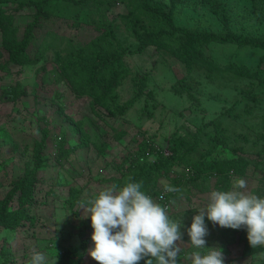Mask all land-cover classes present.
Returning a JSON list of instances; mask_svg holds the SVG:
<instances>
[{
	"label": "rangeland",
	"instance_id": "1",
	"mask_svg": "<svg viewBox=\"0 0 264 264\" xmlns=\"http://www.w3.org/2000/svg\"><path fill=\"white\" fill-rule=\"evenodd\" d=\"M27 1L0 0V18L6 16L4 22L0 19V24H3L0 27V203L11 190L12 184L23 176L26 165L32 162L33 146L40 140L41 130H49L50 138L44 154L46 165L39 170L41 184L37 186V205L30 211L24 227L17 230L0 228V263L6 260L7 264H29L35 251L45 256V264H56L65 250L76 249L81 256H76L72 264H98L88 255L93 245L90 239L93 229H86L85 235L81 234L85 225L83 221L90 219L86 208L81 206H86L93 194L111 186L112 178L120 177L116 166L134 154L138 142L143 138L151 140L157 150L160 147L164 155L166 151L169 152L172 134L176 137L194 135L197 127L202 125L206 126L200 132L202 138L204 133L213 132L209 122L217 118L222 120V132L229 141L226 147H218L215 154L228 157L232 149L237 147L249 153V158L257 163L259 170L256 171L253 164L250 165L242 177L247 182L243 191L264 195L258 193V188L263 187L261 182H264V155L260 158L256 156L262 148L259 142L264 119L263 91L252 87L250 93L261 94V100L251 102L243 94L245 89L242 85L238 89L231 86V92L218 90L216 84L219 80L216 77L206 79L203 73L195 71L190 75L200 84L192 93L196 101L191 105L186 99L169 91L175 81L183 77L184 66L169 55L148 48L143 54L126 56L129 75L126 74L118 89V104L134 96L132 78L139 73H148L146 89L153 94L149 102L157 106L151 108L152 116L148 117L142 111L145 95L127 112L124 119L110 118L105 112L97 115L90 105V98L78 96L65 75L57 71L56 61L57 55L62 58L67 53L65 50L69 41L78 46L86 44L84 49L90 50L88 46L97 37L101 39L102 35L91 26L76 28L70 24L77 15L85 17L87 10L62 1L52 5L59 17L41 26L36 34L35 48L41 49L40 58L30 63V69L5 64L7 54L4 39L21 36L36 12L35 8L26 6L16 9ZM227 4L237 33L254 35L264 30V8L261 4L252 5L251 0H228ZM203 10L201 6L197 9L184 8L177 18V24L189 27L195 25L196 20L202 18ZM125 11L124 4L118 3L113 13L124 14ZM208 18L210 29L220 32L216 18L209 13ZM46 31L49 32L45 35ZM115 34L123 48L135 47L131 32L120 19L115 25ZM168 41L175 46L180 42ZM206 53L220 66L233 62L253 68L260 55L256 49L220 44H211ZM178 109L184 117L178 115ZM76 122H80V134L71 131V126ZM61 133L66 136L65 149L77 146L79 136L88 140V148L77 149L68 159L62 158L56 162L57 141ZM120 133L123 136L119 139ZM100 147L102 149H98ZM178 171L186 178L191 176V170L187 167H180ZM216 179L209 177L199 189L184 185L167 211L168 215H173L175 222L182 224L183 243L180 244L178 264H191L187 257L194 249L185 231L192 219L189 214L194 216L206 206L209 194L217 190ZM236 180L237 177L232 175L228 190L232 189ZM164 185H167V181L163 180L160 186ZM74 188L82 190L81 197L77 206L69 209L66 201L70 197V189ZM153 200L156 202V199ZM12 206H16V202ZM206 223L209 233L205 237V246L221 248L224 264H264V252L250 257L243 255L244 242L240 236H247L244 227L238 230L228 228L223 234V227Z\"/></svg>",
	"mask_w": 264,
	"mask_h": 264
},
{
	"label": "trees",
	"instance_id": "2",
	"mask_svg": "<svg viewBox=\"0 0 264 264\" xmlns=\"http://www.w3.org/2000/svg\"><path fill=\"white\" fill-rule=\"evenodd\" d=\"M60 1L71 3L80 7L81 10H87L85 17L77 15L71 21L72 26L78 28L88 25L102 35L101 39L97 37L95 42L88 46L90 50L84 49L86 44L78 46L69 41L64 57L56 56L57 71L65 75L67 82L72 85L78 96L90 98V105L97 115H103L105 112L110 118L124 119L127 112L145 95L142 111L148 117L152 116L153 109L151 108L155 106L149 101H152L153 94L146 89L145 84L148 73H139L132 78L134 96L123 104H118V89L124 82L126 74L129 73L125 63L126 56L143 54L148 48H155L162 55L167 54L184 66L183 77L177 79L169 91L181 99H186L191 105H194L196 101L192 93L198 89L200 84L190 75L195 71L203 73L206 79L216 77L219 80L216 84L218 90L231 92L233 87L238 89L242 85L245 89L243 94L248 101L256 103L261 100V94L250 93V89L255 87L259 92H264V30L254 35L246 32L237 33L234 29L233 17L229 12L228 0H28L24 4H19L16 9L20 10L26 6L35 8L36 12L21 36L4 39V49L7 54L5 64L30 69V63L40 58L41 49L35 48L36 34L39 29L41 30V26L51 23L54 17H59L55 14L52 5ZM251 2L252 5L261 4L264 8V0H251ZM118 3L124 4L126 9L124 14L113 13ZM199 6L204 10L202 18L197 19L195 25L189 27L177 24V18L184 8L197 9ZM208 13L218 21L220 32L217 33L210 29ZM5 17L1 16V22H4ZM119 19L131 32L135 42L134 48H123L117 40L115 25ZM2 26L3 24H0L1 28ZM48 32L46 31L45 35ZM168 40L172 42L180 40V42L175 46ZM211 44L256 49L260 52L258 62L254 68L233 62L220 66L206 53V49ZM177 113L180 117H184L180 109ZM79 123H73L71 126V131L75 134L81 132ZM221 124L222 120L219 121L218 118L211 120L209 125L213 127V132L204 133L202 136L204 139L201 138L200 132L206 126L202 125L197 127L194 135L176 137L172 134L168 156L162 154L160 147L157 150L151 140L143 138L138 142L134 154L116 166L120 177L112 178V184L123 185L129 178L142 182V190L153 199H156L166 189L168 191L166 203L170 205L184 185L188 188L199 189L205 185L209 177L217 178V190H228L232 175L237 179L242 178L250 165L253 164L256 171L259 170V166L249 158V153H245L239 147L233 148L232 154L228 157L215 154L218 147H226L229 141V138L222 132L224 129ZM260 135L262 136L259 144L262 148L256 153L258 158L264 155V119ZM122 136L123 133H120L118 138ZM49 138L50 131L46 128L42 129L40 140L33 146L32 162L26 165L23 176L12 184L11 190L1 201L0 228L17 230L24 227L29 219L30 211L37 205V186L41 184L39 170L46 165L44 154ZM79 141L77 146L65 149L66 136L65 133H61L57 141L58 156L55 161L60 162L62 158L68 159V156L77 149L88 148V140L79 136ZM180 167L189 168L191 176L189 178L183 176L178 171ZM163 180L167 181V185L162 187L160 182ZM261 184L263 187L258 188V193L264 194V182ZM169 187L178 191H169ZM81 192V189H70V197L66 201L69 209L77 206ZM14 202L16 206H12ZM168 216L173 220V215ZM192 216V213L189 214V217L192 218ZM83 222L85 225L81 234L85 235L86 229L92 228L91 220ZM227 230L228 228H224L222 233L224 234ZM240 237L244 242L243 255L245 257L264 252V246L252 247L247 236ZM76 256L78 258L81 256L78 250L67 249L60 254L56 264H72ZM7 262L3 260L0 264H7ZM139 264H144V261L141 260Z\"/></svg>",
	"mask_w": 264,
	"mask_h": 264
},
{
	"label": "clouds",
	"instance_id": "3",
	"mask_svg": "<svg viewBox=\"0 0 264 264\" xmlns=\"http://www.w3.org/2000/svg\"><path fill=\"white\" fill-rule=\"evenodd\" d=\"M142 182L129 178L93 194L86 206L90 216L92 247L88 255L98 264H178L183 243L182 224L142 190ZM247 182L238 178L230 190H214L209 202L185 229L194 249L191 264H224L221 248L206 247L207 222L234 230L244 227L252 247L264 246V195L248 194ZM169 191H178L168 188ZM180 243H177V242ZM29 264H45L33 252Z\"/></svg>",
	"mask_w": 264,
	"mask_h": 264
},
{
	"label": "built area",
	"instance_id": "4",
	"mask_svg": "<svg viewBox=\"0 0 264 264\" xmlns=\"http://www.w3.org/2000/svg\"><path fill=\"white\" fill-rule=\"evenodd\" d=\"M165 156H168L170 155V153L168 151H166L164 153ZM167 190L164 189L159 195L158 197L156 198V202L161 204L165 209L166 211H169V208H170V204L166 203V194H167Z\"/></svg>",
	"mask_w": 264,
	"mask_h": 264
}]
</instances>
